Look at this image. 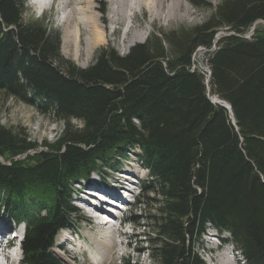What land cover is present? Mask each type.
<instances>
[{
  "label": "trees",
  "instance_id": "1",
  "mask_svg": "<svg viewBox=\"0 0 264 264\" xmlns=\"http://www.w3.org/2000/svg\"><path fill=\"white\" fill-rule=\"evenodd\" d=\"M27 1L0 0V93L64 130L20 160L37 143L25 129L0 127V211L26 227L24 263L62 264L52 249L60 230L77 227L76 186L118 172L138 149L156 196L153 264H206L199 250L210 228L229 235L245 264H264V27L251 40L222 38L209 60L210 95L231 106L234 123L210 101L206 76L187 69L221 28L242 34L264 21V0H224L212 11L188 0L212 12L203 25L154 36L126 56L101 49L86 69L62 56L59 33L43 20L25 22Z\"/></svg>",
  "mask_w": 264,
  "mask_h": 264
},
{
  "label": "rangeland",
  "instance_id": "2",
  "mask_svg": "<svg viewBox=\"0 0 264 264\" xmlns=\"http://www.w3.org/2000/svg\"><path fill=\"white\" fill-rule=\"evenodd\" d=\"M84 1L83 6L85 7L87 4V0ZM191 9L186 15V18L183 20L178 17L173 18L170 16L169 18H158L153 17L151 15L152 12L149 8H142L141 12H138L134 19L127 20V18H123L120 22L112 23L111 19L113 17V8L115 7V3L110 0H95L94 6L96 14L98 15L101 26L106 28L107 41L103 44L96 47L93 54L88 57L85 52V43L84 38L87 36V32L82 31V45H81V53L77 60L74 59L72 48H68L63 45V30L59 26L58 19L53 17V14L50 11L45 12L40 18L39 13L35 12L36 9L33 5V2L30 0L26 3V12L24 14L25 22L43 19V22L46 26L51 28L56 33H59L61 39V54L62 56L75 64L76 66L86 69L95 63L97 55L101 49L111 48L118 52L122 56H126L130 49L139 44H145L150 38L154 36H159L160 38H164L163 35L170 32H180L187 31L194 27L203 25L208 19L212 12L210 9L197 8L193 6L188 0H186ZM207 5H211V11L216 9L218 5L221 4L224 0H203ZM128 4L132 5L133 1L128 0ZM39 1H36L34 4L37 5ZM171 4V0H169L168 5ZM44 10L43 8H37V11ZM128 12V11H127ZM150 14H149V13ZM131 14L128 12L126 15ZM132 15V14H131ZM151 15V16H150ZM155 18V19H154ZM122 19V17H120ZM153 19V20H152ZM125 21V22H123ZM132 23V28H129ZM130 25V26H129ZM264 27L263 22L257 23L258 27ZM128 27V28H127ZM135 27V28H134ZM149 33L146 36L144 42L135 43L133 46H129L128 40L134 34L135 31L144 33L148 28ZM130 29V32H128ZM226 32V31H224ZM249 37V36H248ZM165 47L168 49V44L165 42ZM210 54L203 51H195L192 59H194L197 67H200V70L206 72L209 67ZM208 74V73H207ZM209 75V74H208ZM210 87L208 91L210 92ZM214 95H210V98H213ZM221 99V98H219ZM224 104V103H223ZM73 125L80 127V123L77 121L72 122ZM0 127H4L7 129L14 130L15 132L25 129L27 135L33 142H36L38 148L33 152L29 153V156H34L35 154L40 153L41 151H45V143L52 144L56 142L62 135L64 130V125L59 121H55L48 116L44 115L38 109L33 106L26 105L23 102H20L13 98H6L0 93ZM137 154L139 153L138 149L136 150ZM135 152H132L130 157L126 160L122 161L119 164V172L118 174L109 173L106 178H110L105 183H113L114 178H119L121 174L124 173H132L134 174L137 170H139V174L137 176L134 174L132 177L136 182L133 187L139 192V195H135L134 197L129 196V203L127 204L128 211L123 214L116 222V226H120L118 228L122 235L118 234L116 237L117 246L114 248V253L112 257L107 260H102L96 255V245L91 242V238H98L99 235L104 233V228L102 226L96 225L97 223L86 214V212L80 208H82V202H80V198H91L85 192L82 194L73 195V204L75 207L79 208V214L75 216V220L77 223V229L73 235H70V238L74 241L73 244H67L64 248H60L61 241L68 238L65 233H60L57 235L55 240V248L52 250L60 260H62L63 264H124L125 260H130L132 264H153V260L151 257L150 244L148 243L149 235L151 233V223L149 217L151 215H156V205L154 199L156 196L152 193L146 191V188L151 187L150 183V175L147 170H145L139 162V158ZM23 158V157H22ZM26 159V158H25ZM23 160V159H20ZM131 176V175H130ZM102 180V178H101ZM100 177L96 174L92 175L89 183L95 184L99 186ZM103 185V184H101ZM80 188L83 190V185L76 187V189ZM154 205V206H153ZM2 212V211H0ZM3 215V214H2ZM11 228L15 227V223L12 220H9V217H3L0 215V223L4 225V221ZM22 229V226L20 227ZM152 238L154 235L150 234ZM228 237V235H227ZM213 236L211 234H207L203 239L204 246L200 248L199 252L206 264H216L215 262H210V258L216 257V253H211L213 248ZM123 242V245L121 243ZM60 243V245H59ZM18 244V243H17ZM59 246V247H58ZM76 252V260H73L71 256ZM79 251V252H77ZM81 251V252H80ZM230 252V257L234 261L235 264H243V261L240 257V254L234 250L232 245L226 247L223 252ZM15 252V251H14ZM217 252V254H220ZM17 256L19 257V250L16 251ZM71 254V255H70ZM93 256L96 260L91 258ZM93 263H92V262ZM101 262V263H100ZM16 264V262L14 263Z\"/></svg>",
  "mask_w": 264,
  "mask_h": 264
},
{
  "label": "bare ground",
  "instance_id": "3",
  "mask_svg": "<svg viewBox=\"0 0 264 264\" xmlns=\"http://www.w3.org/2000/svg\"><path fill=\"white\" fill-rule=\"evenodd\" d=\"M39 1L37 4L38 9L43 8L44 10L48 8V4L50 0H36ZM115 3V7L113 8V17L111 22L115 24V22H120L123 18H127V20L134 19L138 12H141L142 8H149L151 10L153 17L158 18H169L172 16L173 18L178 17L180 19L186 18L187 14L191 7L186 0H171V4L168 5L169 0H132L133 4L129 5L128 0H110ZM84 1L81 0H60V5L62 6L63 17L59 21V26L63 30V45L68 48H72L74 59L77 60L81 53V45H82V31L87 32L86 38H84V43L86 45V55L90 57L97 46L103 44L107 41L106 28L101 26L100 19L96 14L94 2L95 0H87V4L85 7L83 6ZM96 11V12H95ZM131 14L126 15L128 12ZM149 13V12H148ZM150 14V13H149ZM150 15V16H151ZM122 17V19H120ZM155 19V18H154ZM153 20V19H152ZM125 22V21H123ZM132 23L129 28H132ZM128 28V27H127ZM135 28V27H134ZM148 28V27H147ZM149 28L144 33H140L135 31L134 34L129 38L128 42L129 46H133L135 43H143L146 36L149 33ZM130 32V29L129 31ZM215 104L226 105L223 100L219 99V97L214 96L211 98ZM224 103V104H223ZM228 105V104H227ZM139 170H137L134 174L137 176L139 174ZM132 173H124L123 177L134 175ZM128 179L131 177H127ZM92 186H95L92 185ZM80 202H82L83 208L88 209L93 212L95 216L88 214L91 219L97 221L98 218L101 220L98 222V226H102L104 229V233L102 232L100 237L91 238V242L96 245V255L102 260H109L113 253L114 248L117 246L116 237L118 234L122 235V232L118 229L120 226H116L117 218L113 214L114 212H105V204H99L97 200L88 199L86 197L80 198ZM96 201V202H94ZM109 206V205H108ZM116 221V222H115ZM114 227H118L114 229ZM203 237V236H202ZM73 240L65 239L61 241L60 248H64L67 244H73ZM15 242L10 241L9 246H14ZM123 245V242L121 243ZM59 247V246H58ZM9 248L4 245L0 246V257L2 258L1 264H14L15 257L17 256L16 252L14 254H10L6 251ZM79 252V251H77ZM81 252V251H80ZM68 253H73V260H76V252L72 251ZM71 255V254H70ZM94 260H96L93 256H91ZM234 260V259H233ZM232 258L230 257V252H223L220 254L216 253V257L210 258V262H215L216 264H235ZM92 262V261H91ZM93 263V262H92ZM101 263V262H100ZM95 264H98L97 262Z\"/></svg>",
  "mask_w": 264,
  "mask_h": 264
},
{
  "label": "built area",
  "instance_id": "4",
  "mask_svg": "<svg viewBox=\"0 0 264 264\" xmlns=\"http://www.w3.org/2000/svg\"><path fill=\"white\" fill-rule=\"evenodd\" d=\"M221 33H222V32H220L219 35H220ZM219 35H218V36H219ZM199 50H201V51H203V52H209V51H210V50H206V49H204V48H200ZM195 69H196V66H195V65H192V66L189 68V70H190L191 72H194Z\"/></svg>",
  "mask_w": 264,
  "mask_h": 264
},
{
  "label": "water",
  "instance_id": "5",
  "mask_svg": "<svg viewBox=\"0 0 264 264\" xmlns=\"http://www.w3.org/2000/svg\"><path fill=\"white\" fill-rule=\"evenodd\" d=\"M221 106L225 107L226 109H228L231 112V107L229 105H221Z\"/></svg>",
  "mask_w": 264,
  "mask_h": 264
}]
</instances>
